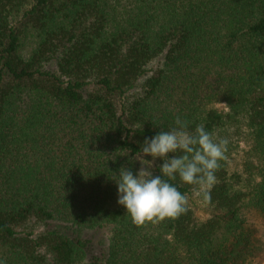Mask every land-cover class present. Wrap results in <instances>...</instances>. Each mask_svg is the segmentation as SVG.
<instances>
[{
    "label": "trees",
    "instance_id": "trees-1",
    "mask_svg": "<svg viewBox=\"0 0 264 264\" xmlns=\"http://www.w3.org/2000/svg\"><path fill=\"white\" fill-rule=\"evenodd\" d=\"M177 117L228 141L211 201L162 176L186 213L136 227L120 169ZM263 257L264 0H0V264Z\"/></svg>",
    "mask_w": 264,
    "mask_h": 264
},
{
    "label": "clouds",
    "instance_id": "clouds-1",
    "mask_svg": "<svg viewBox=\"0 0 264 264\" xmlns=\"http://www.w3.org/2000/svg\"><path fill=\"white\" fill-rule=\"evenodd\" d=\"M176 127L159 132L145 140L141 148V167L136 175L121 168L118 187V203L130 215L136 227L158 224L166 219H177L187 211L188 197L167 180L177 176L185 185L198 186V195L205 203L211 201V188L216 184V172L220 161L226 158L228 141L217 140L204 125L194 132L188 130V122L179 117ZM180 153V155H175ZM150 156L151 160L143 157ZM163 161L159 175L153 174L155 161Z\"/></svg>",
    "mask_w": 264,
    "mask_h": 264
},
{
    "label": "rangeland",
    "instance_id": "rangeland-1",
    "mask_svg": "<svg viewBox=\"0 0 264 264\" xmlns=\"http://www.w3.org/2000/svg\"><path fill=\"white\" fill-rule=\"evenodd\" d=\"M197 216H198V217H204V216L201 215L200 213H197ZM257 264H264V257H263V259H262L260 262H258Z\"/></svg>",
    "mask_w": 264,
    "mask_h": 264
}]
</instances>
